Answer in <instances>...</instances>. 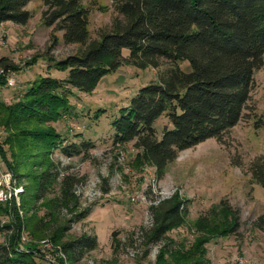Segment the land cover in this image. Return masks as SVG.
I'll return each instance as SVG.
<instances>
[{
  "label": "trees",
  "instance_id": "1",
  "mask_svg": "<svg viewBox=\"0 0 264 264\" xmlns=\"http://www.w3.org/2000/svg\"><path fill=\"white\" fill-rule=\"evenodd\" d=\"M30 1L0 0V26L7 22L27 25L32 18L26 8ZM83 1L43 0L44 25L62 32L65 44L83 47L80 54L55 63L57 69L69 71L68 77L40 78L16 103L0 99V134H6L4 144L18 164L11 165L0 146L10 171L17 178L15 169L20 166L43 169L36 176L29 175L36 180L27 187L33 205L45 200L60 176L50 155L61 149L66 157L73 158L95 148L89 140L63 146L62 136L50 125L71 109L67 86L93 93L107 75L125 64L143 70L158 69L162 62L170 65L157 81L142 87L112 123L114 145L134 142L138 164L155 168L160 180L181 152L209 139L224 142L242 120L255 73L264 66V0H112L117 17L97 39L91 38L90 11ZM57 45L54 37L48 50L53 51ZM125 49L130 51L127 58L123 56ZM184 62L188 70L180 66ZM16 70L9 58L0 57V72H4L0 74V89L9 87L6 75ZM256 127L264 128V117ZM33 149L37 153H31ZM18 151H26V163L15 161L21 157ZM249 172L264 188L263 157L250 164ZM77 182L75 176L64 175L58 196L47 202L49 212L42 218L35 215L25 219L15 208L0 202V217L9 218L2 228L12 231L8 241L0 244V264H41L44 258L33 247L19 252L24 232L36 241L48 237L72 264L77 249L95 248L96 239L87 235L63 242L68 227L60 223L57 212L60 208L70 213L76 210ZM186 203L177 192L151 204L153 223L144 238L146 246L160 245L154 264H209L207 245L240 227L238 211L223 201L197 219V236L187 249L184 242L177 243L168 235L185 224ZM256 226L264 231V215Z\"/></svg>",
  "mask_w": 264,
  "mask_h": 264
},
{
  "label": "rangeland",
  "instance_id": "2",
  "mask_svg": "<svg viewBox=\"0 0 264 264\" xmlns=\"http://www.w3.org/2000/svg\"><path fill=\"white\" fill-rule=\"evenodd\" d=\"M83 5L90 11L91 38L97 39L117 17L112 0H84ZM26 8L32 15L27 25L7 22L0 26V57L9 58L17 67L12 71L16 85L0 89V99L7 104L20 101L31 84L40 78L66 79L69 71L57 69L55 63L83 50L80 45L65 44L62 32L44 25L43 0H31ZM54 37L58 39V45L50 52L48 49ZM129 54V50L123 51L125 58ZM162 63L158 69L145 70L125 64L117 72L107 75L93 93L67 86L71 109L50 125L62 136L63 146L79 145L89 140L95 148L73 158L66 157L61 149L50 155L60 176L45 200L34 205L28 186L36 180L29 175L36 176L43 169L39 166L36 169L23 166L15 169L22 187L19 198L23 215L17 210L19 215L25 219L35 215L44 217L49 212L47 202L58 196L64 175H73L78 180L75 185L77 208L71 213L63 208L57 212L60 223L68 227L63 242L74 241L83 235L96 239L94 249H77L74 264H154L160 245L146 246L144 238L153 223L151 204L177 192L182 200L187 201L185 224L168 235L177 243L184 242L188 249L197 236L194 228L197 219L226 201L238 211L240 227L234 234L214 239L207 245L209 264H233L238 257L246 259L248 264H264V231L256 226L259 217L264 215V188L254 182L249 172L254 160L264 158V128L256 127L257 121L264 117V66L255 73L254 88L242 120L226 135L224 142L209 139L181 152L159 180L155 168L138 164L134 142L114 145L112 123L142 87L157 81L170 68L166 62ZM180 66L188 70L187 62ZM5 136L1 132V146L10 164L14 165L10 148L4 144ZM2 149L0 170L7 172L10 169ZM25 153L18 151L17 155L21 157L15 161L26 163ZM31 153H37L36 149ZM28 165L32 166V161ZM6 205L14 209L12 205ZM84 211L88 212L78 218ZM0 220L2 244L8 241L12 231L2 228L9 223L7 216L2 215ZM113 240L117 241L116 244ZM41 241L33 240L24 232L19 252L33 247L44 258L41 264H65L57 251H47ZM68 264L72 263L69 261Z\"/></svg>",
  "mask_w": 264,
  "mask_h": 264
},
{
  "label": "built area",
  "instance_id": "3",
  "mask_svg": "<svg viewBox=\"0 0 264 264\" xmlns=\"http://www.w3.org/2000/svg\"><path fill=\"white\" fill-rule=\"evenodd\" d=\"M1 73L4 72L1 71L0 74ZM6 78L9 86L14 87L16 85L14 74L12 72L7 73ZM21 188L22 187L19 185L18 179L14 176L12 171L8 170L7 172H3L0 170V202L2 204L12 205L14 208H16V210L19 211L20 215H23V211L21 210V199L19 198ZM133 201H135V198H133ZM40 244L43 248L47 249V251H57L60 257L65 260V263L68 264L66 255L63 253L62 248L59 245L54 244L48 239L41 241ZM23 251L25 252L27 250L23 249ZM233 264H248V262L246 259L238 257L234 260Z\"/></svg>",
  "mask_w": 264,
  "mask_h": 264
}]
</instances>
